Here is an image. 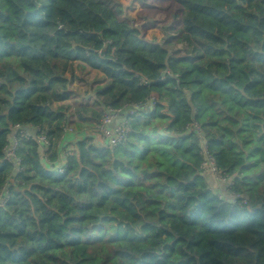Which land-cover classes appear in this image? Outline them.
Returning <instances> with one entry per match:
<instances>
[{
    "label": "trees",
    "instance_id": "16d2710c",
    "mask_svg": "<svg viewBox=\"0 0 264 264\" xmlns=\"http://www.w3.org/2000/svg\"><path fill=\"white\" fill-rule=\"evenodd\" d=\"M142 7L133 20L118 0H0V189L14 182L0 264H264V0ZM88 71L102 74L103 110L73 113ZM124 105L140 109L123 144L86 130ZM75 116L83 126L62 139ZM15 125L51 145L44 160L19 139L14 176L3 149ZM203 142L246 205L219 200Z\"/></svg>",
    "mask_w": 264,
    "mask_h": 264
},
{
    "label": "built area",
    "instance_id": "2783aa9c",
    "mask_svg": "<svg viewBox=\"0 0 264 264\" xmlns=\"http://www.w3.org/2000/svg\"><path fill=\"white\" fill-rule=\"evenodd\" d=\"M167 75L172 76L170 72H166ZM143 85H147L146 81L141 79ZM153 102V103H152ZM154 108V100L144 106V108ZM140 106L137 105H124L119 108H107L104 110L100 120L96 123L91 130L94 129L99 132V135L110 147H117L127 141L130 126L128 123V116L133 113V110H139ZM187 130H194L199 136H203L202 128L196 121L192 122L187 126ZM62 139L65 137L67 132L71 133V129L65 130ZM27 139L36 141L41 148L43 159L47 160L49 155L50 140L45 134H41L40 129L36 127L15 125L12 130L10 137L7 139V143L3 149V160L8 163L13 169V175L22 172L21 159L17 155V149L19 145V139ZM59 143V147H60ZM203 162L200 166L203 174L212 175L220 186L217 196L219 200L225 201L231 204L241 203L246 205L248 203L247 198L242 195L234 193L231 188L234 184L233 178L227 176L224 172L220 171L214 162V159L207 151V146L203 142ZM60 171L63 169L59 166ZM14 184L13 178L8 179L2 188L0 189V209L6 207L10 201L11 194L10 189Z\"/></svg>",
    "mask_w": 264,
    "mask_h": 264
},
{
    "label": "rangeland",
    "instance_id": "374dc122",
    "mask_svg": "<svg viewBox=\"0 0 264 264\" xmlns=\"http://www.w3.org/2000/svg\"><path fill=\"white\" fill-rule=\"evenodd\" d=\"M123 4V6L126 8V16L128 18H132L133 20L138 19L139 12L142 11V3L145 0H118ZM146 38L152 42L160 43L162 44L165 41V38H163V32L159 28H153L146 32ZM77 76H81L83 79H77L75 80L71 88L74 90V97L67 101V104L71 106V111L74 113L75 110L79 107H87V108H95L96 110L102 112V108H99L97 106V103L95 102V98L93 96L94 90L99 87L100 85L104 84L103 77L101 73L95 72V71H88L85 75H81L80 72H76ZM79 78V77H77ZM83 123L79 120L77 116L74 117L70 129L71 132H76V124L79 125ZM81 126H83L81 124ZM86 130H91V127H85ZM83 128V130L85 129ZM78 131V130H77ZM211 179L215 181L214 177L211 175ZM219 187L224 188V186H220L218 182L216 181L215 192H219Z\"/></svg>",
    "mask_w": 264,
    "mask_h": 264
},
{
    "label": "crops",
    "instance_id": "0c3cea01",
    "mask_svg": "<svg viewBox=\"0 0 264 264\" xmlns=\"http://www.w3.org/2000/svg\"><path fill=\"white\" fill-rule=\"evenodd\" d=\"M210 182H211V184H212V188L215 190H217L218 188H215V184H216V182L214 181V180H210Z\"/></svg>",
    "mask_w": 264,
    "mask_h": 264
},
{
    "label": "water",
    "instance_id": "95a60500",
    "mask_svg": "<svg viewBox=\"0 0 264 264\" xmlns=\"http://www.w3.org/2000/svg\"><path fill=\"white\" fill-rule=\"evenodd\" d=\"M153 103V102H152Z\"/></svg>",
    "mask_w": 264,
    "mask_h": 264
}]
</instances>
